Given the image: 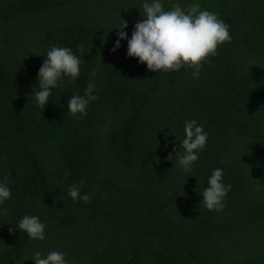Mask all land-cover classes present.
<instances>
[{
    "label": "trees",
    "instance_id": "obj_1",
    "mask_svg": "<svg viewBox=\"0 0 264 264\" xmlns=\"http://www.w3.org/2000/svg\"><path fill=\"white\" fill-rule=\"evenodd\" d=\"M143 2L0 0V179L12 192L0 264L53 250L69 264H264V0H199L232 40L198 79L190 68L149 70L127 55V40L112 51L115 27L127 21L130 38ZM177 2L194 0H162L165 10ZM53 45L70 47L81 72L43 108L32 94ZM94 69L98 99L73 118L68 99ZM191 119L208 140L183 172L173 149ZM215 168L231 185L218 212L201 206ZM81 180L91 199L73 202L67 188ZM25 214L45 223L43 241L16 228Z\"/></svg>",
    "mask_w": 264,
    "mask_h": 264
},
{
    "label": "clouds",
    "instance_id": "obj_2",
    "mask_svg": "<svg viewBox=\"0 0 264 264\" xmlns=\"http://www.w3.org/2000/svg\"><path fill=\"white\" fill-rule=\"evenodd\" d=\"M142 7L143 19L136 21L130 38L125 31L128 28L127 21L123 20L115 27L120 30L112 51H117L121 41L127 40V55L138 58L141 64L146 63L147 68L153 72H175L184 67L192 69V77L198 79L203 63H212L208 57L216 56L218 46L232 40L230 25L216 12L202 9L199 0H194L186 7L177 2L169 10H165L162 0H144ZM45 56L37 73L38 84L34 86L32 94L36 105L43 108L50 102L53 89L60 87L66 78L74 81L80 76L82 64L80 57L70 47L53 45ZM97 72L98 69L93 70V79L86 85L83 95L74 92L68 99L67 111L73 118L82 119L87 116L90 102L98 99L95 94L98 92L95 82ZM183 133L179 147H174L173 151L176 165L183 172H191L207 144L208 133L196 119L184 121ZM68 175L70 172L66 170L65 176ZM84 183L81 180L78 184L68 186L67 195L73 202H88L91 199L90 194L82 193ZM207 185L202 191L201 206L209 211L223 210L226 206L225 198L231 190V185L223 181V169H213ZM11 196V188L5 176L0 179V215L7 214L8 209L3 205ZM15 226L26 233L29 239H45L46 225L37 215L25 214ZM27 259L33 260L35 264H69L66 253L56 250L46 255L36 251Z\"/></svg>",
    "mask_w": 264,
    "mask_h": 264
}]
</instances>
